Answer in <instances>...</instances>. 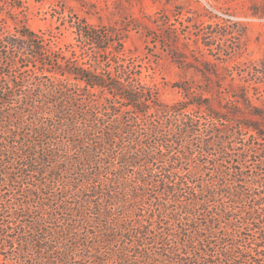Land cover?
<instances>
[{"label":"trees","instance_id":"obj_1","mask_svg":"<svg viewBox=\"0 0 264 264\" xmlns=\"http://www.w3.org/2000/svg\"><path fill=\"white\" fill-rule=\"evenodd\" d=\"M72 26L66 51L0 31V264H264V156L253 180L252 145L238 153L264 135L249 95L264 67L174 51L201 82L166 104L112 29Z\"/></svg>","mask_w":264,"mask_h":264},{"label":"rangeland","instance_id":"obj_2","mask_svg":"<svg viewBox=\"0 0 264 264\" xmlns=\"http://www.w3.org/2000/svg\"><path fill=\"white\" fill-rule=\"evenodd\" d=\"M76 20L112 29L114 47L123 48L127 65L141 66L143 80L154 85L155 96L166 104L183 99V92L176 86L179 81L201 82L193 68L184 71L171 60L174 51L186 53L192 65L196 64L193 53L200 46L201 56L211 62L216 61L218 52L231 53L230 67L249 62L264 67V0H0L1 32L13 33L23 25L29 26L50 40L55 51H66L74 45L72 22ZM169 23L178 28L177 36ZM204 41L213 50L205 47ZM108 56L117 60L115 55ZM34 65L31 62L29 66ZM51 65L46 75L65 78L60 71L52 72L59 70L56 62L51 61ZM231 82L238 83V77L232 80L227 76L223 86ZM256 88L249 89L251 102L264 110V77ZM254 123L264 132L260 117L255 116ZM245 142L252 145L247 155L252 161L249 171L255 180L256 158L264 156L260 150L264 135L250 131L241 137L238 143L241 159Z\"/></svg>","mask_w":264,"mask_h":264}]
</instances>
